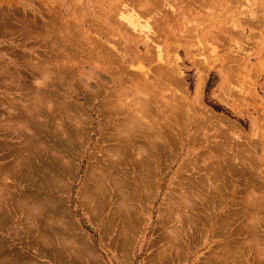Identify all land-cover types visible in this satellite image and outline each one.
Returning a JSON list of instances; mask_svg holds the SVG:
<instances>
[{"label":"rangeland","instance_id":"1","mask_svg":"<svg viewBox=\"0 0 264 264\" xmlns=\"http://www.w3.org/2000/svg\"><path fill=\"white\" fill-rule=\"evenodd\" d=\"M0 264H264V0H0Z\"/></svg>","mask_w":264,"mask_h":264},{"label":"bare ground","instance_id":"2","mask_svg":"<svg viewBox=\"0 0 264 264\" xmlns=\"http://www.w3.org/2000/svg\"><path fill=\"white\" fill-rule=\"evenodd\" d=\"M56 10V9H55ZM141 11V10H140ZM153 11V10H152ZM60 13V12H59ZM143 13V12H142ZM140 14V13H139ZM143 14H146V13H143ZM142 15V14H141ZM144 16V15H143ZM150 17V16H149ZM113 19V18H112ZM119 22H118V21ZM117 24H115V26H112V28H114V29H116V32L119 34V32L118 31H120V34L122 35V36H128V35H131V37H132V34L131 33H133V32H137L138 34H140L138 37H136V35H138L137 33H136V35L135 34H133V36H135L136 37V39H138L139 40V42H141V44H142V46L145 48L147 45H152V47H151V50L154 48V50H155V56H154V58L152 57V56H148V61L147 62H149V63H151L152 61L156 64V63H163V54H162V49H161V47H160V43H158V45H156V43L154 42L155 40H164L165 41V38H166V36L164 35V33H162V35L161 36H163V38L161 37V36H158L157 34H156V32L152 29V26L150 25L151 24V22H152V20H151V22H149V20L148 19H146V20H144V21H141V17L137 14V13H135L132 9L131 10H128V9H125L124 10V12H121V13H119L118 15H117ZM93 23V22H92ZM113 23V22H112ZM114 24V23H113ZM100 25V24H99ZM88 26H90V25H88ZM154 26V25H153ZM175 26V25H174ZM91 27V26H90ZM102 27V26H101ZM76 28V27H75ZM74 29V28H73ZM94 29V28H93ZM103 29V28H102ZM105 30H103V32H102V30L100 29V31H98V34L100 35V34H103V35H101V36H109V34L110 33H108V31H106V28H104ZM78 30V29H77ZM97 30V29H96ZM131 32H129V31ZM60 31H62V30H60ZM111 30H109V32H110ZM97 32V31H96ZM112 32H114V31H112ZM111 32V33H112ZM158 32V31H157ZM87 33V32H86ZM97 34V33H96ZM169 34V33H168ZM79 35V34H78ZM73 37V36H72ZM77 37V36H76ZM97 38H98V35L96 36ZM96 37H95V39H96ZM79 38V37H78ZM112 38H113V36H112ZM114 38H116V36H114ZM93 39L94 38H92V40L90 41V43H94V41H95V44H96V42H100V41H96L95 39H94V41H93ZM155 39V40H154ZM69 41V40H68ZM128 41V40H127ZM74 42V41H73ZM76 42V41H75ZM81 42V41H80ZM83 42V41H82ZM81 42V43H82ZM162 42V41H161ZM83 43H85V42H83ZM69 44V43H68ZM73 44V43H72ZM100 44V43H99ZM78 45H80V44H78ZM106 45V44H105ZM62 47H63V45H61ZM76 46V45H75ZM80 46H82V45H80ZM87 46V45H86ZM94 47H95V45H93ZM74 47V46H73ZM77 48H78V46H76ZM88 47V46H87ZM104 47V46H103ZM134 48H135V44H134V46H133ZM69 48H71V46H69L68 47V49ZM81 48H83V47H81ZM96 48V47H95ZM138 48V47H137ZM174 48V47H173ZM92 50H93V48H91ZM106 49V48H105ZM104 49V50H105ZM108 49H110L111 51H112V49H114V47L113 46H111V44H109V46H108V48H107V50ZM65 50V49H64ZM78 50V49H77ZM85 50V49H84ZM87 50H88V48H87ZM104 50H101V51H104ZM107 50L106 51H104L105 52V54H108V52H107ZM153 50V51H154ZM173 50V49H172ZM62 51V50H61ZM70 51L71 52H75V50L73 49V48H71L70 49ZM99 51V50H98ZM97 51V52H98ZM109 51V50H108ZM174 51V50H173ZM64 52V51H63ZM86 53H87V51H85ZM91 51H89V53H90ZM100 52V51H99ZM110 52V51H109ZM89 53H87L86 54V56L84 55V57H86L87 59L88 58H90V56H89ZM147 53V52H146ZM213 53V52H212ZM72 54V53H71ZM111 54V53H110ZM109 54V55H110ZM149 54V53H148ZM93 55V54H92ZM91 55V56H92ZM150 55V54H149ZM69 56V55H68ZM63 57H64V55H63ZM62 57V58H63ZM96 57V59H98L99 61L100 60H106L107 62H108V60H107V58H106V56L102 53V55H100L99 53H95V56H94V58ZM105 57V58H104ZM108 57V59H112V58H110L109 56H107ZM146 57V56H145ZM83 58V57H82ZM90 59H92V58H90ZM117 59V58H116ZM146 60V59H145ZM176 60V59H175ZM119 61L120 62H122V60H120V58H119ZM173 61V60H172ZM91 62V61H90ZM110 62H111V60H110ZM115 62V61H114ZM144 62V61H143ZM152 62V63H153ZM92 63H93V60H92ZM105 63V61L103 62V64ZM123 63V62H122ZM125 63V62H124ZM148 63V64H149ZM84 64V63H83ZM85 64H87V63H85ZM98 64V63H97ZM100 64V63H99ZM106 64V63H105ZM100 65H102V64H100ZM108 65V64H107ZM74 66V65H73ZM105 66V65H104ZM112 66V65H111ZM179 66H181V65H179ZM179 66L177 67V64L175 63V64H171V65H166V66H162V65H159L158 64V66H157V64H156V67L153 69V74H152V76L153 77H150V74H149V69H144L145 67L144 66H140V65H137V67L136 66H132V65H130L128 68L129 69H127V70H124V71H120L119 69V73H117V77H115V78H129L128 79V81L130 80V81H132V82H134V84L135 83H137V84H139V78H145L146 80L147 79H149V78H163V80L165 81V79L166 78H171L172 79V81H173V83L175 84V82L177 83V81H175L176 79L178 80V78H181V72H180V69H179ZM121 67V66H120ZM144 67V68H143ZM182 67V66H181ZM204 67V66H203ZM80 68H81V66H80ZM183 68V67H182ZM207 68V67H206ZM42 69V68H41ZM83 69V68H82ZM113 69H115V68H113ZM117 69V68H116ZM62 70V69H61ZM78 70H80V69H78ZM84 70V69H83ZM107 70H110V68L109 69H107ZM70 71V70H69ZM111 71V70H110ZM202 71V70H201ZM79 72V71H78ZM109 72V71H108ZM4 73V70H2V74ZM42 73V72H41ZM69 73V72H68ZM113 73H116V72H114L113 71ZM108 74V73H107ZM111 74V73H110ZM88 75V74H87ZM108 76V75H107ZM109 77V76H108ZM109 78H114V76L113 77H109ZM138 78V79H137ZM165 78V79H164ZM137 79V80H136ZM180 80V79H179ZM178 80V82H180ZM129 81V82H130ZM148 82V84L150 83L149 81H147ZM131 83V82H130ZM142 83H144V81H142L141 80V83L140 84H142ZM155 83V82H154ZM154 83H152V85L150 84V85H148V84H146V83H144V85L146 86V85H148L150 88H154L155 87V84ZM172 83V82H171ZM173 83H172V85H173ZM132 84V83H131ZM158 84V83H157ZM159 84H162L161 82L159 83ZM158 84V85H159ZM120 85V84H119ZM118 85V86H119ZM163 85V84H162ZM179 85H180V83H179ZM123 86V85H122ZM134 86V85H133ZM140 86V85H139ZM164 86V85H163ZM141 87V86H140ZM165 87V86H164ZM123 88V87H122ZM142 88V87H141ZM148 88V87H147ZM120 89V88H119ZM135 90V89H134ZM142 90H145L144 88L142 89ZM159 90H160V88H159ZM166 90H168L169 91V89H166ZM161 91V90H160ZM137 92H138V90H137ZM161 93V94H160ZM160 93H157V95L156 96H159V97H163V95H162V92H160ZM177 97H179L180 98V96L178 95ZM178 98V99H179ZM147 99V98H146ZM153 100V99H152ZM173 100H174V98H173ZM181 100H185V99H180V101ZM151 101V100H150ZM179 102V101H178ZM177 102V103H178ZM168 103V102H167ZM179 103H181V102H179ZM178 103V104H179ZM183 103V102H182ZM181 103V104H182ZM185 103V102H184ZM200 103V102H199ZM148 104V103H147ZM146 104V105H147ZM153 104H154V101H153ZM162 104V103H161ZM163 105H164V103H163ZM184 105V104H183ZM144 106H145V104H144ZM143 106V107H144ZM165 106H167V105H165ZM175 106V105H174ZM177 106V105H176ZM141 106L139 105V108H140ZM151 107V106H150ZM161 107V106H160ZM177 107H179V106H177ZM185 107V106H184ZM187 107V106H186ZM191 107V106H190ZM138 108V109H139ZM147 108H149V107H146L145 106V109L147 110ZM167 108V107H166ZM165 108V109H166ZM181 108V107H180ZM183 108V107H182ZM181 108V109H182ZM150 109V108H149ZM191 109V108H190ZM155 110V109H154ZM167 110V109H166ZM180 110V109H179ZM183 110V109H182ZM142 111V110H141ZM144 111V110H143ZM175 111V110H174ZM173 111V112H174ZM178 111V108H177V110H176V112ZM193 111V110H192ZM149 112H151V111H149ZM180 112H182V111H180ZM183 113H185V112H183ZM146 115V114H145ZM170 115H172V113L170 114ZM180 115V114H179ZM178 116V115H177ZM188 117H190L189 115H188ZM173 118V117H172ZM184 118H185V116H184ZM183 118V119H184ZM171 119V118H170ZM176 119H177V117H176ZM191 119V118H190ZM180 120V119H179ZM186 120V119H185ZM173 121V123H174V119L172 120ZM171 121V122H172ZM184 122V121H183ZM180 123H182L181 121H180ZM189 123V122H188ZM176 124V123H175ZM190 124V123H189ZM201 124V123H200ZM166 125V124H165ZM183 125H184V123H183ZM204 125H206V124H204ZM159 129V128H158Z\"/></svg>","mask_w":264,"mask_h":264}]
</instances>
